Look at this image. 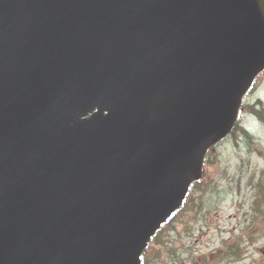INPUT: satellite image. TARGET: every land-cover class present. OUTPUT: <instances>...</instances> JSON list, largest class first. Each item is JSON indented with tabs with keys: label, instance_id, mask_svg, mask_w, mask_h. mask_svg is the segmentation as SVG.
<instances>
[{
	"label": "water",
	"instance_id": "obj_1",
	"mask_svg": "<svg viewBox=\"0 0 264 264\" xmlns=\"http://www.w3.org/2000/svg\"><path fill=\"white\" fill-rule=\"evenodd\" d=\"M264 70V0H0V264H143Z\"/></svg>",
	"mask_w": 264,
	"mask_h": 264
},
{
	"label": "rangeland",
	"instance_id": "obj_2",
	"mask_svg": "<svg viewBox=\"0 0 264 264\" xmlns=\"http://www.w3.org/2000/svg\"><path fill=\"white\" fill-rule=\"evenodd\" d=\"M245 102L253 104L248 111L264 104V74ZM241 125L212 152L206 166L208 181L200 185L203 193L199 187L191 190L190 202H203V210L198 215L178 213L168 229V240L178 248L177 259L161 251L158 264H205L204 260L206 264H264V190L259 191L264 186V121L244 113ZM243 126L251 136L242 132ZM236 236L245 239V251L237 260H223V245Z\"/></svg>",
	"mask_w": 264,
	"mask_h": 264
},
{
	"label": "trees",
	"instance_id": "obj_3",
	"mask_svg": "<svg viewBox=\"0 0 264 264\" xmlns=\"http://www.w3.org/2000/svg\"><path fill=\"white\" fill-rule=\"evenodd\" d=\"M249 108V107H248ZM238 128V127H237ZM212 154V153H211ZM211 154H209V159L211 157ZM202 182H199L196 184L197 187L202 184ZM260 191L264 190V186H259ZM202 193L205 189L200 188ZM259 203V200L256 204ZM189 208H188V207ZM203 210V202H199L195 199H193L191 202H187L185 204V207L182 211L183 212H194L196 215L200 213ZM197 217V216H196ZM195 219V218H194ZM173 218H171L157 233V235L154 237L153 242L149 246L147 252L144 255V264H158V258L161 256V251H164L169 254V256L172 259H177V250L175 246H173V240H168V232L173 227ZM169 229V230H168ZM155 244H160L159 248L155 247ZM223 255H226L223 257V260L226 258L233 257L236 260L242 256V252L245 251V247L243 246V241L241 236H236L230 243H225L222 247ZM155 262V263H154ZM205 264L207 263L206 260H204ZM166 264H169V262H166Z\"/></svg>",
	"mask_w": 264,
	"mask_h": 264
}]
</instances>
